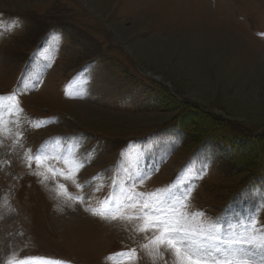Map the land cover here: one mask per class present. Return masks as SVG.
<instances>
[{
  "label": "rangeland",
  "instance_id": "374dc122",
  "mask_svg": "<svg viewBox=\"0 0 264 264\" xmlns=\"http://www.w3.org/2000/svg\"><path fill=\"white\" fill-rule=\"evenodd\" d=\"M0 97V264H176L143 218L93 214L131 181L165 212L187 193L186 228L227 238L251 218L264 239V192L202 141L262 137L264 154V0H0ZM40 151L54 158L29 167Z\"/></svg>",
  "mask_w": 264,
  "mask_h": 264
},
{
  "label": "snow or ice",
  "instance_id": "6c2138e0",
  "mask_svg": "<svg viewBox=\"0 0 264 264\" xmlns=\"http://www.w3.org/2000/svg\"><path fill=\"white\" fill-rule=\"evenodd\" d=\"M0 99L3 98L0 97ZM3 134H5L4 113L0 111V135ZM53 158L47 156L43 151L30 153L28 156L29 167H31L32 162L39 166L42 159ZM82 167L83 163L78 162L76 171L78 172ZM49 170L53 171L51 168ZM60 175L69 178L71 174L61 171ZM139 179L142 181L144 177L142 176ZM135 183L136 181H131L127 185L129 191H122L119 197L115 193L106 197L101 202L102 210H93V214L111 219L133 220L143 218L145 223L137 230L141 232L152 231L154 235L149 243L157 249L161 246L166 247L174 254L176 264H264V239L259 242L254 239L256 221L249 218L248 223L244 225V235L237 232L227 238L226 235H213L217 224H219L221 230L223 229L221 222L214 223L211 230L197 229L194 231L186 228L184 223H182V221L196 215V213L186 212L188 208L187 193H182L180 200L172 205L170 212H165L162 205L168 202V197L163 200L156 197L154 201L135 199L130 191V189L135 187ZM77 187H82V185L78 184ZM99 190L100 188L98 187L97 191ZM137 195L145 197L154 194L139 193ZM169 197L175 199L174 193H169ZM77 199L83 200V197H77ZM117 200L122 202L117 203ZM136 205H140V215L135 213L125 215L126 208L135 207ZM143 247L147 249L148 245H143ZM135 254L136 250L130 249L127 252L115 255L125 259H132ZM257 255L260 257L259 260L256 259ZM37 260H40L42 264H66L65 261L27 256L22 258L13 257L7 260V264H33Z\"/></svg>",
  "mask_w": 264,
  "mask_h": 264
},
{
  "label": "trees",
  "instance_id": "16d2710c",
  "mask_svg": "<svg viewBox=\"0 0 264 264\" xmlns=\"http://www.w3.org/2000/svg\"><path fill=\"white\" fill-rule=\"evenodd\" d=\"M188 125L189 124L183 120V128L177 129L178 131L176 132L181 137L189 140H184L186 143H189L190 141L192 143L199 141L197 145H200L205 142V138L212 137L216 140L224 141L228 149L223 155H225L224 159L229 165L231 173L236 175L246 173V177L243 179V185L249 186L251 189L259 188L264 192V154L256 153L253 152V150L248 149L249 143H253L262 137L253 138L251 135L243 134V137L232 136L231 138L227 137V139L220 134H216V137H214L215 134H209L202 137L199 133L196 134V132L194 135H191L186 128ZM199 137L203 138V142L199 140Z\"/></svg>",
  "mask_w": 264,
  "mask_h": 264
}]
</instances>
